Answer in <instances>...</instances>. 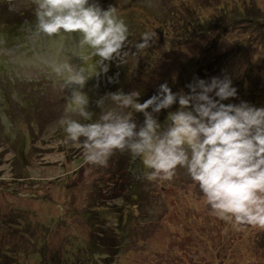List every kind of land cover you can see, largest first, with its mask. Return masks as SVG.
Wrapping results in <instances>:
<instances>
[{"label": "rangeland", "instance_id": "374dc122", "mask_svg": "<svg viewBox=\"0 0 264 264\" xmlns=\"http://www.w3.org/2000/svg\"><path fill=\"white\" fill-rule=\"evenodd\" d=\"M3 2L29 25L0 30V264H75L70 245L91 241L96 252L120 256L119 264H264V229L218 218L185 168L171 181L149 179L142 158L118 150L105 166L93 165L83 138L65 142L60 124L94 122L97 101L120 90L139 92L143 103L161 83L185 94L198 78L227 76L237 93L264 84V0H101L129 29L110 62L81 47L78 34L40 31L35 0ZM145 32L155 41L137 51ZM68 69L89 77L91 121L69 111ZM112 107L106 100L105 110ZM125 111L136 121L141 114ZM97 206L100 218L89 221L85 213ZM126 212L134 217L120 232Z\"/></svg>", "mask_w": 264, "mask_h": 264}, {"label": "clouds", "instance_id": "9594fccd", "mask_svg": "<svg viewBox=\"0 0 264 264\" xmlns=\"http://www.w3.org/2000/svg\"><path fill=\"white\" fill-rule=\"evenodd\" d=\"M38 29L48 36L78 34L80 46H87L102 62L122 53L128 26L109 6L104 10L95 0H35ZM155 33L145 32L137 51L151 47ZM67 84L69 111L92 120L89 97L83 91L89 77L84 69L73 72ZM190 92L173 93L167 83L143 103L140 93L122 90L97 101L101 109L94 122L60 120L66 141L83 138L84 158L105 166L115 151H130L141 157L149 179L171 181L178 167L185 168L198 184L213 213L226 222L264 229V107L248 102L222 101L235 98L237 89L230 78L196 79ZM214 94V95H213ZM106 100L114 107L105 110ZM163 124L155 114L171 109ZM142 113V124L132 112ZM149 109H151L149 111Z\"/></svg>", "mask_w": 264, "mask_h": 264}, {"label": "trees", "instance_id": "16d2710c", "mask_svg": "<svg viewBox=\"0 0 264 264\" xmlns=\"http://www.w3.org/2000/svg\"><path fill=\"white\" fill-rule=\"evenodd\" d=\"M99 1H101V0H95V2H99ZM90 2H91V0H90ZM3 5H7V7H4ZM8 10H11V5L9 4V2L4 3L3 0H0V30L3 29L5 31H15L16 29H19V27H17V26H20V25L21 26H24V25L28 26L29 25L27 22H24L23 18H21V17H24L23 14L19 13V14H17V16L15 18H13L10 14L11 11H8ZM223 11L224 10H222L221 13L224 16V18H226L227 13H225ZM235 14L236 13L232 11L231 13H229V16H232ZM245 15L246 14L236 15V16H233L232 18H238V17L242 18V17H245ZM263 24H264V22H263ZM215 25H216V27H219V25L223 26L224 24L222 22L221 23L217 22ZM1 38L5 39V37H3V34L0 32V40H1ZM217 62H218V57H215L214 61H212V67H214L217 64ZM161 84H163V83H161ZM167 84L173 92H177V93L180 92V91L176 90L175 86L172 85V83H167ZM254 86L255 87L253 89H249L248 91H242V92L239 91V93H237V96L239 97L238 99H237V96L235 98H230L229 100H226L225 104H228V103L238 104L241 101H245V102H248L250 105L255 106V107L256 106H263V103L261 101L264 100V84L262 83L261 85H257V86L254 85ZM149 98L150 97H148L147 99H149ZM150 110L151 109H149V111ZM169 111H175L174 106H172L171 109H164L160 113L155 114L157 119L159 120V122L161 124H163L164 121L166 120V117H167ZM143 120H144V116L141 113L140 117L137 118L136 122L139 125V124L143 123ZM125 152H123V153H125ZM140 159H141V157H139V160H137V161L140 162ZM100 209L101 208H99V207L97 209H95V208L89 209V212L85 213L86 218L89 221L99 219L101 216ZM114 211L116 212V210H114ZM126 215H127V218L120 217V224L121 225H120V227H118L120 232L125 231L124 228L127 226V224L129 222L132 221V218L134 217L133 212H126ZM53 222L57 223L58 221H53ZM105 222L106 221L103 220V223H105ZM124 237H125V239H128V236H124ZM67 241L69 244V240H67ZM121 247H122V245L120 244L118 249ZM96 248H97V246L95 245V243L93 241H91L89 244L74 243V244H71L70 248L68 249L69 257L78 260V262L73 261L75 264H119V262H121L120 256H117L116 254L110 256L106 251H103L101 253L96 252ZM90 250H93L92 255L89 254ZM87 255L93 256V257L94 256L103 257L105 255L104 256L105 258L103 259L102 262L91 263V262L83 260V258Z\"/></svg>", "mask_w": 264, "mask_h": 264}]
</instances>
